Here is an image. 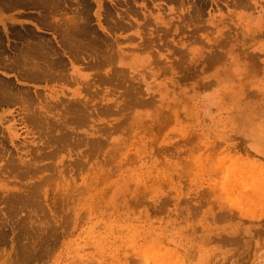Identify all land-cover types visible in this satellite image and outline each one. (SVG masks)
Returning a JSON list of instances; mask_svg holds the SVG:
<instances>
[{
    "label": "rangeland",
    "instance_id": "rangeland-1",
    "mask_svg": "<svg viewBox=\"0 0 264 264\" xmlns=\"http://www.w3.org/2000/svg\"><path fill=\"white\" fill-rule=\"evenodd\" d=\"M20 1L0 0V264H264V0ZM27 30L62 60L38 80L14 66Z\"/></svg>",
    "mask_w": 264,
    "mask_h": 264
},
{
    "label": "bare ground",
    "instance_id": "bare-ground-1",
    "mask_svg": "<svg viewBox=\"0 0 264 264\" xmlns=\"http://www.w3.org/2000/svg\"><path fill=\"white\" fill-rule=\"evenodd\" d=\"M43 2V0H21V4L26 6L35 4L39 5L43 4ZM65 24H70V26H66ZM85 24L86 22H84L81 18H76V20L72 18L71 22L68 23V21H66L64 24H61L63 25V28H58L57 26L59 29L57 30L61 37V45L66 49L75 52L78 49L77 44H81L85 36L90 31V28H88ZM27 33V35L25 34L24 36H21V38L27 40L21 48V56L18 57V59H21V63H15L14 66L17 65L16 67H18L20 65L21 71L19 72H21L22 80H38L44 70L48 69L49 71L54 67H59V65L62 64V60L61 58L59 60V58L56 57L59 53L55 48H53L48 40H45L44 38L37 40L36 34L30 32V30H27ZM52 57H56L58 59L53 60ZM0 66L2 68L7 67L2 61H0ZM14 97L18 98L17 94L13 93L11 85L9 83L0 82V105L12 102ZM40 118L41 117L36 113V110H29L25 114V119L29 122L37 123Z\"/></svg>",
    "mask_w": 264,
    "mask_h": 264
},
{
    "label": "crops",
    "instance_id": "crops-1",
    "mask_svg": "<svg viewBox=\"0 0 264 264\" xmlns=\"http://www.w3.org/2000/svg\"><path fill=\"white\" fill-rule=\"evenodd\" d=\"M20 1V0H19ZM20 3H21V1H20Z\"/></svg>",
    "mask_w": 264,
    "mask_h": 264
}]
</instances>
